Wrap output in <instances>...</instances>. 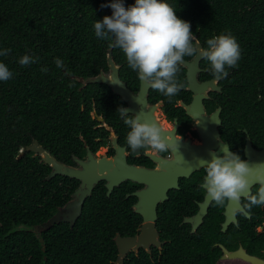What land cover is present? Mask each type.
<instances>
[{
    "label": "trees",
    "instance_id": "1",
    "mask_svg": "<svg viewBox=\"0 0 264 264\" xmlns=\"http://www.w3.org/2000/svg\"><path fill=\"white\" fill-rule=\"evenodd\" d=\"M112 2L0 0V51L11 49L0 62L13 73L8 81H0V264H111L117 255L114 237L131 233V210L112 212L103 184L86 201L74 228L58 223L39 230L72 200L80 182L65 176L48 180L51 167L27 151L37 141L60 161L72 163L73 153L84 156L81 136L88 144L93 140L91 100L98 86H83L79 79L98 74L108 49L117 58L123 56L111 46L112 40H100L94 33V22L112 15L106 6ZM164 2L190 23L200 41L229 32L237 38L254 37L249 30L254 28L256 0ZM123 3L127 8L135 0ZM24 55L39 60L21 66L18 61ZM57 58L63 68L56 66ZM44 68L47 72L41 71ZM127 192L129 188L121 186L112 196ZM187 246L182 255L195 252L190 239Z\"/></svg>",
    "mask_w": 264,
    "mask_h": 264
},
{
    "label": "flooded vegetation",
    "instance_id": "2",
    "mask_svg": "<svg viewBox=\"0 0 264 264\" xmlns=\"http://www.w3.org/2000/svg\"><path fill=\"white\" fill-rule=\"evenodd\" d=\"M256 1L254 28L249 30L254 33V37L247 34L235 37L241 49V59L238 67L227 69L229 74L226 78L215 81L211 75L210 62L203 59L198 62V56L185 57V62L197 68L198 87L210 82L214 84V89L208 90L200 105L199 94L189 88L188 70L180 65L177 78L187 87L171 100L150 88L145 107L147 117L143 116L142 103L138 101L129 105L103 82L112 81L114 72L118 71L120 82L126 84L135 97H139L143 85L137 73L128 67L124 54L117 58L113 50L108 49L106 65L94 77L102 79V82L96 83L98 91L91 100L93 140L88 144L81 136L84 156L73 153L72 163H68L58 160L50 152L59 162L74 168L79 167L76 159L85 161L90 151L98 160L112 159L122 152L130 165L149 170L167 172L172 169L184 175L191 169V173L178 178V187L167 190V200L157 207V244L151 241L147 247H143L136 240L122 258L123 264H255L249 260L228 257L238 253L239 256L255 258L257 264H264V205L253 207L250 212L239 211L241 204L231 201L223 208L216 206L201 188L206 174L199 162L201 159L210 162V153L220 155L223 146L225 152L230 150L238 154L251 166L264 164V0ZM245 7L251 11L250 6ZM194 36L202 48L207 47V40L200 41ZM109 50H112L115 70L108 62ZM83 86L87 85L83 83ZM121 107L128 110V116L141 114V123H156L165 132L162 135H171L174 143L175 136L182 137L179 149L167 153L144 150L133 153L126 144L130 129L118 111ZM187 107H191L190 112ZM85 110L84 102L82 112ZM100 184L106 188L107 182L102 181ZM121 186L129 188V192L125 196H107L111 200L109 208H113L112 212L120 208L131 210V233L127 236L117 233L114 242L118 235L137 239L144 223L143 217L136 213L139 198L134 194L147 186L134 181H126ZM257 187V184H253V194ZM246 202L242 198V203ZM189 239L195 252L182 255L187 250ZM116 247L117 255L110 261L111 264H120L121 254L117 244Z\"/></svg>",
    "mask_w": 264,
    "mask_h": 264
},
{
    "label": "clouds",
    "instance_id": "3",
    "mask_svg": "<svg viewBox=\"0 0 264 264\" xmlns=\"http://www.w3.org/2000/svg\"><path fill=\"white\" fill-rule=\"evenodd\" d=\"M106 6L112 9V15L94 22L95 36L112 40L111 46L123 52L128 67L137 73L138 79L169 100L187 87L177 78L185 57L199 56L210 62L211 75L217 82L228 76L227 69L238 67L241 49L230 32L208 39L207 47L201 48L190 23L179 19L176 10L164 0H135L127 8L123 0H113ZM10 52L11 49H4L0 56ZM38 60L39 57L24 55L18 63L28 66ZM54 62L58 68L65 66L59 58ZM41 71L47 72V69ZM12 76L9 68L0 62V81L6 82ZM118 111L130 129L126 144L133 153L138 150L167 153L179 149L182 137L175 136L174 143L171 135H162L165 132L156 123H141L138 114L128 116V110L123 107ZM222 149L220 155L210 153V162L199 160L206 174L201 182L206 196L221 208L230 201L241 204V212L264 205V164L251 166L238 154L225 152L223 146ZM253 184L258 185L255 194ZM242 198L247 202L242 203Z\"/></svg>",
    "mask_w": 264,
    "mask_h": 264
},
{
    "label": "water",
    "instance_id": "4",
    "mask_svg": "<svg viewBox=\"0 0 264 264\" xmlns=\"http://www.w3.org/2000/svg\"><path fill=\"white\" fill-rule=\"evenodd\" d=\"M198 46L201 47L200 44ZM201 59L202 58L199 57L198 62ZM108 62L110 67L115 70L116 67L113 62L112 50H109ZM181 65L188 70L187 78L189 88L190 90H195L199 94L198 99L200 105L202 100L205 99L208 90L214 89V84L213 82H210L198 87L197 68H194V64L184 61ZM79 81L85 85H89L100 83L102 82V79L90 78L84 80L83 78H80ZM103 82L111 86L114 92L120 95L129 105H133L138 101L139 103H142L144 105V112L142 115L147 117L145 107L148 104L150 86L142 81L143 85L140 95L139 97H135L133 92L127 88L126 84L120 82L118 71L114 72L112 81L107 80ZM187 109L190 112L191 107H187ZM199 110H201V108H199ZM139 116H141V114H139ZM142 121H144V119H142ZM27 151H31L40 156L42 162L53 169L52 173L47 178L48 180H51L56 176H65L80 182V186L72 195V200L62 207L56 215L50 218L46 223L42 224V226L39 227V230L41 231L51 229L58 223H68L71 228H74L77 221L82 216L86 201L92 196L95 188L102 181L107 182V196H111L113 191L126 181H134L147 186L146 189H142L134 194L139 198V203L136 206V213L140 214L144 219L143 227L140 230V236L137 239H131L123 238L118 235L115 239L121 254L120 264H123L122 258L128 253L129 248L136 243V240H138L139 245L147 247L148 242L158 239V232L156 229L158 205L167 200V190L169 188L178 187L177 181L180 176H186V174L192 172L191 169H189L186 171V174L181 175L179 171L172 169L165 172L163 170H149L143 167L130 165L125 157V153L122 152L112 159L98 160L89 151L88 158L85 161L76 159L79 167L74 168L59 162L43 146L39 145L37 141H35ZM24 154L25 151L21 153V156ZM41 243L43 244V251H45L44 239H41ZM154 243H156V241ZM228 257L230 259L241 258L257 264L255 258L239 256V253L235 255L231 254Z\"/></svg>",
    "mask_w": 264,
    "mask_h": 264
}]
</instances>
